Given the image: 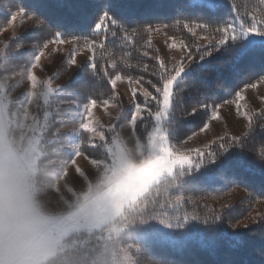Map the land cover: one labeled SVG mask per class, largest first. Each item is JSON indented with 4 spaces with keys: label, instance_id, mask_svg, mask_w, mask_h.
Wrapping results in <instances>:
<instances>
[{
    "label": "trees",
    "instance_id": "trees-1",
    "mask_svg": "<svg viewBox=\"0 0 264 264\" xmlns=\"http://www.w3.org/2000/svg\"><path fill=\"white\" fill-rule=\"evenodd\" d=\"M15 11H23L33 27L8 41L0 56V74L30 66L42 46L58 34L93 48L92 65L83 64L47 103L38 106L41 117L46 110L51 112L37 165L40 181H56L61 174L55 161L73 158L66 148L67 134L57 131L66 110L60 103L117 102L121 111L106 131L110 136L131 119L132 108L121 105L111 84L117 74L139 81L150 93L149 102L141 93L134 100L148 106L135 123L139 138L147 140L154 125L149 113L159 110L170 77L157 48L148 45L154 26L164 25L169 34L183 40L186 59L192 58L173 88L166 121L172 142L200 130L214 106L264 80V45L249 44L231 31L236 16L244 27L264 30V0H224L215 7L193 0H0V33ZM201 36H210L211 41L201 44ZM25 44L32 46L22 48ZM88 136V131L81 132L83 153L110 160L107 141L90 145ZM196 153L191 166L162 178L116 219L130 227L120 244L134 264H264V115L253 112L243 134H226ZM237 189L245 197L227 205ZM162 218L166 229L148 231H153L148 225ZM106 228L71 232L39 264L92 263L103 251Z\"/></svg>",
    "mask_w": 264,
    "mask_h": 264
},
{
    "label": "rangeland",
    "instance_id": "rangeland-1",
    "mask_svg": "<svg viewBox=\"0 0 264 264\" xmlns=\"http://www.w3.org/2000/svg\"><path fill=\"white\" fill-rule=\"evenodd\" d=\"M222 1L193 0L210 7ZM32 27L23 11L13 12L9 25L0 33V56L11 38ZM152 29L148 45L157 48L170 77L164 83L159 110L149 113L154 125L147 140L139 138L135 123L148 106L137 105L134 100L141 93L149 102L150 93L139 81L117 74L111 84L121 105L132 108L131 119L110 136L106 131L113 127L121 111L117 102L60 103L66 110L65 116L59 118L57 131L67 134L66 148L73 158L55 161L61 176L54 182L36 177L41 141L51 116L46 110L41 117L38 106L47 103L60 86L79 73L83 64L92 65L93 48L75 38L63 40L58 34L42 46L30 66L0 74V264H39L55 253L71 232L103 227H107L102 238L103 251L89 264H134L129 251L119 242L130 227L116 219L132 209L162 178L172 176L178 168L191 166L197 150L226 134H243L253 112L264 115L261 80L247 85L235 99L214 106L210 119L200 130L183 141H170L166 121L173 88L192 58L186 59L187 46L169 34L164 25ZM231 31L249 44L264 45V30L244 27L237 16ZM210 41V36L200 37L201 44ZM31 46L25 44L22 48ZM82 131H88L90 145L107 141L110 160L93 159L83 153ZM244 197L245 193L237 189L226 204L233 205ZM166 225L162 218L148 225L153 229L148 231H162Z\"/></svg>",
    "mask_w": 264,
    "mask_h": 264
},
{
    "label": "crops",
    "instance_id": "crops-1",
    "mask_svg": "<svg viewBox=\"0 0 264 264\" xmlns=\"http://www.w3.org/2000/svg\"><path fill=\"white\" fill-rule=\"evenodd\" d=\"M18 264H30V263H18Z\"/></svg>",
    "mask_w": 264,
    "mask_h": 264
}]
</instances>
